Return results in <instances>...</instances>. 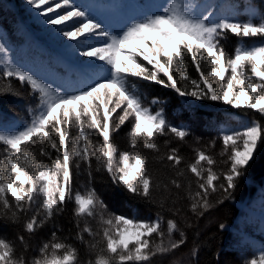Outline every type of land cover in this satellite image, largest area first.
I'll return each instance as SVG.
<instances>
[{
	"label": "snow or ice",
	"instance_id": "6c2138e0",
	"mask_svg": "<svg viewBox=\"0 0 264 264\" xmlns=\"http://www.w3.org/2000/svg\"><path fill=\"white\" fill-rule=\"evenodd\" d=\"M26 2L54 37L71 42L67 48L79 63L75 79L53 86L14 63L0 42V81H9L0 95H19L15 80L29 86L36 101L27 120L8 129L0 125V222L22 229L15 241L0 236V264H153L158 255L174 253L187 242L176 219L178 202L186 200L187 210L201 218L231 200L264 145V0L248 5L246 20L206 0H160L156 11L117 26L99 18L87 0ZM230 35L258 42L238 43L229 52L224 42ZM190 66L198 75L189 73ZM130 78L181 98L219 102L246 115L252 110L260 119L221 129L206 145L192 147L190 161L181 151L190 128L170 122L164 107L146 106ZM126 123L130 150L122 151L114 136ZM158 137L179 143L165 140L162 150ZM93 161L116 187L156 205L155 218L110 210L91 186ZM82 171L87 184L78 186ZM69 203L74 239L86 247V260L57 224L37 245L29 242ZM164 212L171 218L165 220ZM241 264H264V248Z\"/></svg>",
	"mask_w": 264,
	"mask_h": 264
},
{
	"label": "trees",
	"instance_id": "16d2710c",
	"mask_svg": "<svg viewBox=\"0 0 264 264\" xmlns=\"http://www.w3.org/2000/svg\"><path fill=\"white\" fill-rule=\"evenodd\" d=\"M159 2L160 0H87L91 9L94 5L105 6V13H94L106 23H110L106 19V13L113 14L115 7L129 16L133 12L137 13L136 15H142L156 11ZM206 2L221 5L228 14L234 12L237 18L246 20L248 5L256 6L258 0H206ZM26 4V0H0V42L5 43L9 48L10 59L17 65L34 72L38 77L51 82L53 86H60L69 78L75 79L79 60L67 48V44L71 42L54 37L50 26H39L41 18H32L33 9L27 8ZM259 11L260 9L257 8L258 13ZM253 42L258 41L255 38L238 41V38L230 35L224 43L228 51L232 52L238 43L251 46ZM141 62H143L142 59ZM143 63L146 64V62ZM189 73L193 76L198 75L194 71V66L189 67ZM130 82L136 84L151 110L164 107L170 122L190 128L192 135L186 138V143L181 149L190 161L194 160L192 147L206 145L209 140L217 136L221 126L234 127L240 120L260 119L259 114L252 110H247L246 115L245 110L232 109L219 102L181 98L172 90L154 83H141L133 78H130ZM11 83L19 95H0V125H3L4 129L27 120L28 108L36 102L29 95V86L20 87L15 80ZM8 84L9 81H0V88ZM153 98H159L163 103L152 105ZM128 128L129 125L126 123L119 134L114 136V142L122 151L130 150L126 136ZM197 138L200 140L199 144L196 143ZM168 139L172 140L173 145L179 143L172 137H158L157 142L160 143L162 150L164 141ZM221 146V142L217 141L215 152H219ZM137 150L144 151L142 148ZM145 155L152 154L145 152ZM155 167L161 168L160 165ZM161 172H164L162 168ZM87 179L86 171H82L77 176L75 184L86 185ZM91 186L100 194L109 209L117 214L138 213L144 218L156 216L158 211L156 205L148 204L116 187L105 171L96 170L95 161H93ZM81 191H84L83 187ZM256 197H260L264 203V145H261L254 154L247 174L240 179L231 200L225 201L223 205L201 218H197L187 210L186 200L178 202L177 206L182 211L176 219L187 235V242L174 253L158 255L153 259V264H241L244 258L258 255L264 248V227L258 230L252 229L248 224L239 223L236 219L241 211L240 203L252 201ZM72 207L73 205L69 203L65 212L58 214L54 221L42 227L30 239V244L35 246L41 239L47 238L53 224H57L62 228L59 234L68 237L69 242L79 248L81 259L86 260L88 258L86 247L74 239L76 221ZM163 215L165 220L171 218L170 212H164ZM92 223L95 227V222ZM220 223H224L226 227L220 229L218 227ZM21 231L20 225L0 222V236L9 240L15 241L17 233ZM194 250L195 256L192 254Z\"/></svg>",
	"mask_w": 264,
	"mask_h": 264
},
{
	"label": "rangeland",
	"instance_id": "374dc122",
	"mask_svg": "<svg viewBox=\"0 0 264 264\" xmlns=\"http://www.w3.org/2000/svg\"><path fill=\"white\" fill-rule=\"evenodd\" d=\"M26 7L30 8L28 4H26ZM92 9H93V12L95 13H105L106 12L105 6L100 5V4L96 6L94 5ZM136 14L137 13L133 12L129 16L123 13L122 10L119 9L118 7H115L113 14H109L108 12L106 13V19H108L110 21V24H112L113 26H117V25L124 23L129 17L134 16ZM31 17L39 18L36 16V13L34 10L32 11ZM39 26L46 27V25L42 24L41 21H39ZM133 79L137 80L136 78H133ZM137 82L143 83V81H138V80ZM144 103L146 106L148 105L146 101H144ZM248 122L249 120H240L237 122V124L234 127L243 126L244 124H247ZM231 128L233 127L221 126V129H224V130H230ZM240 207H241V211L236 216L237 222L242 223V224L246 223L252 229H256V230L264 227V203L260 197H257L252 201H247V202L242 201L240 203ZM134 214L138 215V213H134ZM139 217L141 216L139 215ZM141 218H144V217L142 216ZM147 218H155V217H147Z\"/></svg>",
	"mask_w": 264,
	"mask_h": 264
}]
</instances>
